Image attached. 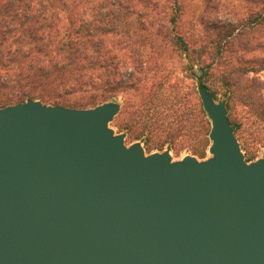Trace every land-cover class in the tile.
Wrapping results in <instances>:
<instances>
[{
	"label": "water",
	"instance_id": "95a60500",
	"mask_svg": "<svg viewBox=\"0 0 264 264\" xmlns=\"http://www.w3.org/2000/svg\"><path fill=\"white\" fill-rule=\"evenodd\" d=\"M198 96L205 160L126 145L116 102L0 109V264H264V152Z\"/></svg>",
	"mask_w": 264,
	"mask_h": 264
},
{
	"label": "trees",
	"instance_id": "16d2710c",
	"mask_svg": "<svg viewBox=\"0 0 264 264\" xmlns=\"http://www.w3.org/2000/svg\"><path fill=\"white\" fill-rule=\"evenodd\" d=\"M7 1V18L0 24L5 37L0 43V109L28 99L89 109L115 102L122 94L125 98L121 110L111 126L118 133H125L129 144L142 140L147 153L162 151L167 146L179 152L174 147L175 140L189 138L195 142L190 148L192 155L205 156L210 145V122L200 98L194 99V92L175 81L172 69L164 62L152 70L151 84L144 85L145 77L141 75L148 70L147 62L140 60L141 55L128 36L131 29V32L137 31L132 27L135 10L128 9L120 0H110L106 4L111 8L104 14L105 8H100L97 13L90 9L94 14L89 23L76 24L71 19L73 29L67 28L61 37L57 15L47 13L50 0ZM256 1L242 22L243 28L264 26V0ZM168 3L171 14L164 21L166 25L158 28L157 35L177 58L187 62V74L195 82L193 89L197 94L203 89L208 90L217 101L219 89L213 85V74L218 71L226 86L232 81L231 71L224 68L226 54L240 34L236 33L237 28L226 24L219 27L210 42L195 47L196 44L178 28L184 12L182 0H168ZM114 7L116 13L110 11ZM146 29L140 27L144 35H151ZM15 33L17 35L10 39L12 42L8 47L3 46L9 35ZM110 34L121 36L110 38L116 52L103 47L104 37ZM128 48L129 51L121 53ZM228 91H231L230 85ZM74 94L84 96L71 105L66 104L64 96ZM136 94L144 97L137 100ZM258 97L260 95L244 92V103L264 116ZM50 99L65 102H50ZM222 104L228 110L227 102ZM230 123L235 134L237 125Z\"/></svg>",
	"mask_w": 264,
	"mask_h": 264
},
{
	"label": "rangeland",
	"instance_id": "374dc122",
	"mask_svg": "<svg viewBox=\"0 0 264 264\" xmlns=\"http://www.w3.org/2000/svg\"><path fill=\"white\" fill-rule=\"evenodd\" d=\"M50 0L48 2V14L57 15L59 21L60 36L63 37L67 28L73 27L70 25V20L74 19L76 24L89 23L92 20L94 9L97 13L100 8H105L103 14L111 7L106 4L110 0ZM114 1V0H113ZM121 3L126 4L128 9L135 10L136 14L132 16V27L137 30L136 33L128 34L130 40L135 44L139 54L140 60L145 63L148 70L141 76L145 77V87L151 84L155 68L159 67L161 62L169 66L173 71L172 78L179 81L186 88L189 89L194 99L199 96L195 91V82L189 78L186 70L187 62L183 59L177 58L170 48L163 43V38L157 35V30L164 27V21L171 14L168 0H120ZM184 6L183 15L180 18L178 28L185 34V36L192 40L197 47L203 42H210L216 32L219 31L220 26L231 24L237 28L236 33L240 34V38L234 42L226 56L225 70L231 71L232 81L226 86V82L222 75L214 73L213 85L219 89L217 100L218 103L227 102L229 122L237 125V131L234 134L247 162H254L262 157L264 152V116H260L256 108L247 106L244 102V92L253 96H259V101L264 108V26L261 28L246 29L242 27V22L249 16V9L253 8L256 0H182ZM7 0H0V24L7 18ZM113 13L114 9L110 10ZM96 16V15H95ZM77 20V21H76ZM70 26V27H69ZM140 27L147 28L151 35H144ZM179 31V32H180ZM120 32L119 34H121ZM117 35H107L103 42L104 48H111L113 51L115 44L110 40L112 38L121 37ZM17 34H10L9 40L3 46H7L12 42ZM5 39L3 31L0 30V43ZM164 44V45H163ZM123 47H118V49ZM129 51L122 50L121 53ZM119 53V52H118ZM206 62V60H202ZM158 64V65H154ZM222 69V67H221ZM154 70V71H152ZM224 71V70H223ZM231 86V91H227V87ZM234 92V93H233ZM259 94V95H258ZM84 95L74 94L64 96L66 104H72L80 100ZM141 94H136L135 99L141 100ZM122 94L118 95L115 102L120 106L124 101ZM242 98V100L240 99ZM40 101V100H38ZM50 102L63 103L65 101H58L50 99ZM43 103L42 101H40ZM44 104V103H43ZM50 105V104H44ZM54 106V105H50ZM61 106V105H60ZM64 107V106H63ZM69 108V107H67ZM141 144L144 147L142 140ZM175 148L179 150L176 152L170 146L165 147L162 151L153 150L154 152H163L168 149L174 161L181 160L183 157L192 155L191 147L195 146V142L189 138L175 140ZM126 145H130L126 140ZM145 149V148H144ZM146 151V150H145ZM147 153V152H146ZM147 153V154H151ZM205 160L209 157L208 149L205 156L199 158ZM248 159V160H247Z\"/></svg>",
	"mask_w": 264,
	"mask_h": 264
}]
</instances>
